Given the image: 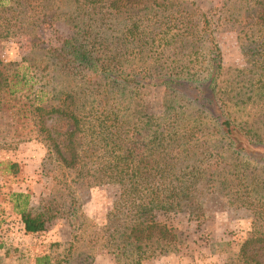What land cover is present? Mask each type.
<instances>
[{
    "label": "trees",
    "instance_id": "trees-1",
    "mask_svg": "<svg viewBox=\"0 0 264 264\" xmlns=\"http://www.w3.org/2000/svg\"><path fill=\"white\" fill-rule=\"evenodd\" d=\"M253 1L254 21L250 10L238 20L247 30V67L229 81L212 27L230 19L197 14L194 2L0 0V40L31 28V51L44 55L0 59V138L7 146L33 137L45 143L75 213L64 254L34 264L79 260L76 242L88 221L77 215V191L106 184L120 195L107 224L91 226V242L102 240L117 264L182 252L185 238L158 216L207 217L206 199L246 210L252 230L236 244V261L264 264V173L252 167L264 165V0ZM58 22L76 35L43 40ZM160 85L163 113L150 115L144 96ZM9 197L26 235L46 232L57 215L27 194Z\"/></svg>",
    "mask_w": 264,
    "mask_h": 264
},
{
    "label": "rangeland",
    "instance_id": "rangeland-1",
    "mask_svg": "<svg viewBox=\"0 0 264 264\" xmlns=\"http://www.w3.org/2000/svg\"><path fill=\"white\" fill-rule=\"evenodd\" d=\"M174 1L194 2L198 8L197 14L208 13L209 16H224L230 19L225 22L222 20L220 27H212L213 30H218L215 41L221 51L222 64L228 71L224 80L230 81L231 77L237 76L240 69L247 67L243 53V47H247L244 46L247 30L238 20L250 17L247 14L250 10L253 12L250 21H254L258 7H254L253 0ZM24 31V36H11L0 40V59L3 62L23 63L25 58L34 60L37 56L39 60L44 57L41 52H36L35 55V51H31L32 29ZM75 35L76 32L70 31L66 23L58 22L53 28L43 31L41 38L56 44L59 37ZM164 98V86L151 87L144 96L146 112L150 115H161ZM6 143L0 138V245L5 247L0 250V264H34L38 256H61L65 251L64 245L71 239L70 223L75 216V213L70 212L71 200L68 191L57 184L56 177L61 171L57 163L49 158L45 143L34 137L17 141L12 146H7ZM210 150L217 152L214 148ZM12 164H17V168L10 169ZM252 167L259 169L257 173H264V165L254 163ZM219 182L215 181L212 186ZM14 192L29 195L34 207H53L57 215L49 223L46 232L40 235L25 234L20 217L13 211V203L10 202L9 195ZM119 195L120 188L109 184L80 188L77 191L76 196L81 205L77 215L82 214V222L86 219L88 227L76 242L75 252L81 253L82 256L75 264H117L113 251L104 249L102 240L91 242L92 232L95 230L91 226L102 228L107 224ZM219 201L206 199L202 210L207 213V217L198 220L185 210L159 215L161 222L174 226L183 235L186 248L180 253L150 260L144 264H237L236 244L248 237L252 223L245 209L237 206L222 209ZM230 242L232 246H228Z\"/></svg>",
    "mask_w": 264,
    "mask_h": 264
}]
</instances>
